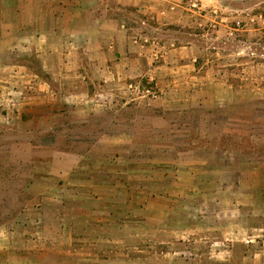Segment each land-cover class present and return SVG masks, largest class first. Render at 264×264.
I'll return each mask as SVG.
<instances>
[{
    "label": "crops",
    "instance_id": "0c3cea01",
    "mask_svg": "<svg viewBox=\"0 0 264 264\" xmlns=\"http://www.w3.org/2000/svg\"><path fill=\"white\" fill-rule=\"evenodd\" d=\"M231 5L229 0H0L1 127L14 136L13 145L22 132L49 131L62 132L70 143L66 156L56 159L60 168L53 159L42 177L63 185L28 193L27 213L16 203V217L0 220V264H264V95L239 94L241 86L225 75V62L211 58L210 46L200 42L208 31L191 29ZM149 87L152 96L143 92ZM128 108L135 109L129 119L139 110L187 119L188 141L174 139L172 150L189 152L188 160L174 162L188 167L186 176L173 179L188 187L170 197L157 195L176 203L184 194L193 206L202 197L199 224L164 226L182 206L157 207L154 214L152 192L143 190L145 238L118 239L111 231L102 233L117 212L101 206L94 174L92 180L78 177L92 189L79 184L71 189L78 168L100 165L90 154L94 149H115L101 136L110 135L112 121ZM245 113L253 123L241 122ZM20 119L28 120L27 129H21ZM221 119L226 124L214 127ZM56 120L64 125L56 128ZM104 120L109 126L102 127ZM87 134L93 139L80 142ZM67 199L78 206H63ZM152 214L156 238H149Z\"/></svg>",
    "mask_w": 264,
    "mask_h": 264
},
{
    "label": "rangeland",
    "instance_id": "374dc122",
    "mask_svg": "<svg viewBox=\"0 0 264 264\" xmlns=\"http://www.w3.org/2000/svg\"><path fill=\"white\" fill-rule=\"evenodd\" d=\"M229 2L233 5L210 12L209 16L212 18H209L206 24H195L191 29L202 34L208 31L205 39H201L200 42H206L215 52L211 51L209 55L211 58L225 62V75L233 80L235 85L241 86L239 94L264 95V0H229ZM234 15L235 18L229 21L220 18V16ZM188 26L189 24H186V28ZM230 31L233 33L227 34ZM21 97H24L23 93ZM25 106L22 105L19 111L24 110ZM134 110L128 108L120 115L127 118ZM138 113L139 116H133V119L122 118L112 121L115 122L112 126L114 130H111L109 136H101V142L110 141L115 145V149H94L90 154L99 160L97 164L100 165L97 168H78L80 173H72L76 181L71 185V189H75L78 184L82 188L92 189L88 185L91 184L90 182H80L78 177L89 175V179L92 180L94 174L96 182L100 183L101 206L112 207L117 212L114 224L111 218L110 229L104 226L102 233L106 235L111 231V237L114 235L118 239H128L134 243L145 238L146 220L141 214L144 204L143 190L152 192L149 202L154 214L157 207L171 210L173 207L182 206L183 210L179 213L166 217L164 226L169 228L176 225L184 227L194 220L199 224L202 215L200 210L203 208H197V205L204 201L201 197L196 200L197 205L193 206L191 203L194 201L186 199L184 194L182 195L185 197L178 199L176 203L170 198L158 197V195L170 197L169 194L173 191L186 190L188 187L187 183H175L173 179L177 176H186L188 167H175L174 162L188 160L189 152L181 151L180 154H176V151L172 150V143L175 140H179L180 143L188 141L187 119H164L160 112L152 110H139ZM250 116L252 117L249 113L243 114L241 122L253 123L254 119L249 120ZM27 119H20L22 130L28 127ZM2 124L0 123V220L14 215L13 207H16L14 206L16 203L22 213H27L30 203L28 193L39 192L46 185L48 188L56 185V181L52 183L44 181L43 174L51 169L48 164L53 159L60 168V163L56 159L66 156V150L70 145L60 131L55 134L49 133L50 131L42 132L37 136L22 132L17 137L19 143L13 145L14 136L10 131H5L4 127H1ZM218 124L222 126L226 123L222 119L215 120L214 127ZM63 125L62 120L54 122L56 128H61ZM39 126L43 128L44 122L38 123ZM107 126H109L108 120H104L102 127ZM243 126L250 128L248 125ZM246 132L247 129L239 131L241 134ZM215 136L213 138H216ZM79 137L80 142L93 139L89 134ZM32 144L36 146V151L32 149ZM13 146L16 148L14 155ZM208 170L214 171L215 168L210 167ZM33 179L37 181L34 182ZM57 185H63V182L60 181ZM102 186H109L111 190L107 191ZM13 192L19 193V197L17 194L14 198L11 197ZM6 195H9L8 199ZM67 205L78 206L73 199L64 200L63 206ZM154 214L148 217L151 230L149 238H156L157 234V218ZM14 216L16 217V211ZM102 223L106 224L105 221ZM261 237L263 239L262 235Z\"/></svg>",
    "mask_w": 264,
    "mask_h": 264
},
{
    "label": "built area",
    "instance_id": "2783aa9c",
    "mask_svg": "<svg viewBox=\"0 0 264 264\" xmlns=\"http://www.w3.org/2000/svg\"><path fill=\"white\" fill-rule=\"evenodd\" d=\"M128 88H129L130 90H132V91H138L137 87H136V86H133V85H130ZM143 92H144V94H146V95H148V96H152V95L155 94L154 90L151 89L150 87L144 89Z\"/></svg>",
    "mask_w": 264,
    "mask_h": 264
}]
</instances>
